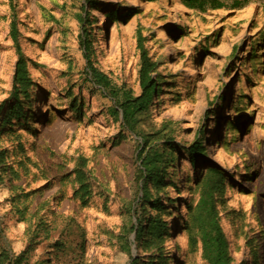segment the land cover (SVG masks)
Segmentation results:
<instances>
[{"label": "rangeland", "instance_id": "1", "mask_svg": "<svg viewBox=\"0 0 264 264\" xmlns=\"http://www.w3.org/2000/svg\"><path fill=\"white\" fill-rule=\"evenodd\" d=\"M221 1L224 8L199 13L180 0H0L4 113L15 102L12 19L32 80L27 97L18 96L20 114L0 121V244L11 256L27 251L19 264H129L136 256L146 264L157 255L161 264H205L185 223L207 159L226 171L218 211L237 237L232 258L264 264V0L239 9L230 6L243 0ZM137 29L161 91L128 132L110 97L87 81L83 52L115 88L136 96ZM146 134L172 152L158 185L144 190L138 154ZM195 134L206 151L193 168L183 150ZM142 213L140 225L158 217L167 235L136 242Z\"/></svg>", "mask_w": 264, "mask_h": 264}, {"label": "trees", "instance_id": "2", "mask_svg": "<svg viewBox=\"0 0 264 264\" xmlns=\"http://www.w3.org/2000/svg\"><path fill=\"white\" fill-rule=\"evenodd\" d=\"M10 3L13 0H8ZM146 2H153L155 0H144ZM180 3L185 8L197 11L199 13H205L208 10H218L225 7L221 0H180ZM243 1H234L230 9H239L244 6ZM81 20V16H78ZM9 37L14 44L18 58L15 63L14 74H13V95L12 99L14 105L7 107V111L4 113L5 106L8 100L0 104V117L1 123L8 124L10 115L15 113L20 114L21 106L19 105L18 96L23 94L25 97L28 86L32 83L31 77L27 72L26 61L20 54L18 47V30L15 20L12 19L9 23L8 30ZM135 44L139 55V63L137 70V80L140 92L136 96H131L128 91L120 88H115L108 78L101 72H99L94 66L91 65L87 53L83 52L85 58L86 68L85 76L87 81L91 83L93 87L104 92L110 97L113 103L112 114L120 115L126 129L124 131L131 132L134 130L136 123L141 115L150 109L152 103V97L157 92H160V86H157V78H152V74L155 72L156 63L152 62L149 58L146 49L144 48V38L141 35L139 29L135 31ZM83 45L85 42L80 41ZM86 45H83V49H86ZM28 105V104H27ZM3 113L1 114V111ZM76 111V108L74 109ZM150 134H146L141 137V145L144 148L139 151L138 157L140 161V167L138 173L142 178V183L145 185L147 182L157 186L161 180L159 175L160 168L166 163L167 156L172 152L169 148L167 152L164 145L162 147L158 144L153 145L155 141L150 142L148 140ZM203 137L200 138L199 134H195L193 141L184 148L183 152L193 168H196V162L204 157L205 147L202 145ZM202 161H200L201 163ZM208 159L205 160L207 165ZM209 165L201 168V177L195 183L196 200L194 203H189L186 206L188 214V221L185 223V227L188 231V239L190 240L191 249L193 251L199 250L201 259L205 264H242V262H235L231 256V250H236L237 237L232 231L230 224V230L232 233V241H229L225 230H223V224H221V218L218 211V205L222 202L226 189L224 187L226 182V171L222 168L217 167L215 162H208ZM5 171V170H3ZM81 181V179H80ZM83 185L82 182H79ZM142 193V198L145 199L147 194ZM149 203V202H148ZM153 205L152 203H150ZM153 210H158L159 205H153ZM144 214L137 219V230L135 241L144 238L147 243L161 240L164 235H167L168 229L166 224L160 220V218L152 217L148 218L143 225H140ZM134 226H132V230ZM0 239H3V230L0 224ZM118 243L122 251L130 256L131 244L124 239L123 234L118 237ZM4 242L0 244V264H19L23 255H26L27 251H23L20 256H11L3 246ZM57 247V245H54ZM162 255H157L154 259L143 262L146 264H161L163 260ZM254 261V264H257ZM129 264H140L139 259L136 257L131 258Z\"/></svg>", "mask_w": 264, "mask_h": 264}, {"label": "bare ground", "instance_id": "3", "mask_svg": "<svg viewBox=\"0 0 264 264\" xmlns=\"http://www.w3.org/2000/svg\"><path fill=\"white\" fill-rule=\"evenodd\" d=\"M226 226H227V224H226ZM229 229H230V228H229ZM229 229L226 227V228H225V232H226V235H227L228 240H229V241H232L233 239H232V236H231V234H230ZM223 230H224V229H223Z\"/></svg>", "mask_w": 264, "mask_h": 264}]
</instances>
